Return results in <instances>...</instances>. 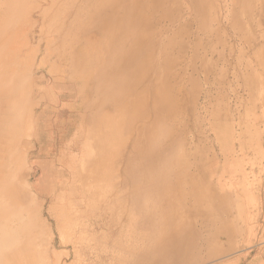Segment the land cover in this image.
<instances>
[{
  "label": "bare ground",
  "instance_id": "bare-ground-1",
  "mask_svg": "<svg viewBox=\"0 0 264 264\" xmlns=\"http://www.w3.org/2000/svg\"><path fill=\"white\" fill-rule=\"evenodd\" d=\"M47 1L0 0V21L7 22L0 30V264H37L48 257L38 246V214L46 202L60 201V213H50V220L58 227L61 219L73 232L67 240L72 248L54 254V264L71 254L75 264H199L231 250V226L215 233L212 227L224 220V205L190 150H200L207 132L221 134L223 119H233L219 109L221 92L228 97L235 91L236 38L246 43L247 60L264 67L253 47L264 36V0H220L217 6L213 0H121L118 8L120 0H75L77 10L59 8L61 25L49 34L64 44L60 58L67 59V74L80 76V91L89 88L78 107L80 120L91 126L84 141H72L70 149L83 154L81 165L57 195L58 185L51 192L37 186L47 180L44 169L36 185L28 166H21L20 136L36 124L40 99L30 96L39 88L26 77L34 73L32 61H14L19 49L12 57L8 50L20 30L27 37L31 18L43 19ZM230 4L252 6L246 24L236 11L228 12ZM244 27L252 37L244 36ZM107 103L122 141L111 154L115 166L106 161ZM92 145L98 156H89ZM111 167L121 179L105 185Z\"/></svg>",
  "mask_w": 264,
  "mask_h": 264
},
{
  "label": "rangeland",
  "instance_id": "rangeland-1",
  "mask_svg": "<svg viewBox=\"0 0 264 264\" xmlns=\"http://www.w3.org/2000/svg\"><path fill=\"white\" fill-rule=\"evenodd\" d=\"M74 1L59 0L51 5L48 0L43 3L42 8H48L43 19L37 16L31 18L32 23L25 27L29 33L27 37L24 36V31L20 30L14 44L8 49L9 51L11 49V57L15 55L13 52L19 49L20 55H15L14 61H21L22 64L24 57V63L25 60L26 62L32 61L34 73L31 77L28 75L26 77L32 82L31 88H39V91L33 90L30 96V98L34 96L40 99L39 107L35 112L36 124L20 136L22 141L19 145L22 152L21 166H28L27 170L32 175L30 182H35L36 185L40 180L41 169H44L47 180L44 184L41 182V185L37 186L43 191L51 192L52 185H58L54 189L55 195L60 192L58 187L65 181L66 176L81 165L78 158L82 153L78 155V149L71 150V144L77 140L84 141V135H88L91 126L90 120H80V108L78 107L80 98L89 88L80 91V76L75 75V78H72L74 75L70 77L67 74V59L66 57L63 60L60 58L64 44L62 45L51 36V33H54L53 30L61 25L57 10L64 4L65 9L77 10L78 4ZM213 2L214 6H217L221 1L213 0ZM116 4H118L117 8L120 7L121 0ZM108 6L116 7L113 2H110ZM250 7L252 12V6L248 4L242 9L231 7L230 4L228 12L233 9L239 19L246 24V14ZM92 10H94L93 6L89 5L87 11L91 13ZM86 16V13L82 14L83 18ZM36 19L37 22L34 23ZM6 23L5 20L0 21V30ZM243 34L245 37L253 36L251 30L246 27L243 28ZM79 41L82 43L83 40L79 39ZM109 43L110 39L106 41V47ZM243 43L238 38L234 43L237 60L235 91L231 95L228 93V97H226L227 90H223L220 94L222 98L220 116L231 114L233 119L229 122L228 119L222 118L220 123L222 129L216 132L221 134L216 136L212 131L207 132L200 150H190L191 156H196L199 161L202 160L204 179L209 183L216 197L221 198L219 201L224 205V220L213 223V233L228 224L231 226L228 231H232L234 236V245L231 250L216 259L199 264H264V67H257L253 59L252 62L247 60L245 51L248 48L246 43ZM253 47L256 57L264 64V36L254 39ZM222 56L226 57L225 50ZM245 70L249 73L248 77L243 74ZM101 86L104 87V84L101 83ZM89 87L91 88V85ZM107 105L108 103L104 107L107 123L104 135L108 142H106L107 152L105 153L108 156L106 161L109 165L115 166L116 164L112 165V161L116 157H112L111 154L117 150L122 141L120 132L116 130V127L111 126L108 119ZM44 108V113L38 118L37 113ZM187 138L189 140L188 136ZM183 139L182 137L180 142L187 143ZM91 149L92 154L90 153L89 156H98L99 152L94 145ZM185 151L188 150L185 149ZM71 154L76 155L75 161L70 159ZM120 179L118 169L111 167L108 169L104 184L110 185L114 183L113 181ZM41 198L43 196H40L37 201ZM64 202L70 206L68 201L64 200ZM62 205V201L60 203L46 202L38 214L41 221L36 233L38 246L41 250L47 251L48 257L42 258V261L38 260L37 264H47V262L54 264L52 261L54 254H62L72 248L67 240L71 238L73 232L62 227L61 219L58 227L54 221L50 220V213L58 215ZM73 216V213H70V217ZM50 227H53V232ZM61 239L63 243H60ZM73 260L74 256L71 254L69 257H63L60 264H75V262L72 263ZM95 264H103V262H95Z\"/></svg>",
  "mask_w": 264,
  "mask_h": 264
}]
</instances>
